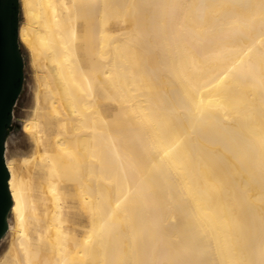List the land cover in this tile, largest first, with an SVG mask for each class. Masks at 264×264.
<instances>
[{
	"label": "bare ground",
	"instance_id": "obj_1",
	"mask_svg": "<svg viewBox=\"0 0 264 264\" xmlns=\"http://www.w3.org/2000/svg\"><path fill=\"white\" fill-rule=\"evenodd\" d=\"M20 5L30 148L7 153L0 264H264V0ZM37 187L52 200L43 228ZM68 187L86 233L69 227Z\"/></svg>",
	"mask_w": 264,
	"mask_h": 264
},
{
	"label": "water",
	"instance_id": "obj_2",
	"mask_svg": "<svg viewBox=\"0 0 264 264\" xmlns=\"http://www.w3.org/2000/svg\"><path fill=\"white\" fill-rule=\"evenodd\" d=\"M20 14V0H0V240L8 230L13 206L10 173L5 164L7 137L25 79V57L19 37Z\"/></svg>",
	"mask_w": 264,
	"mask_h": 264
},
{
	"label": "rangeland",
	"instance_id": "obj_3",
	"mask_svg": "<svg viewBox=\"0 0 264 264\" xmlns=\"http://www.w3.org/2000/svg\"><path fill=\"white\" fill-rule=\"evenodd\" d=\"M101 18V16H98ZM105 17H108L107 28L111 30H119L126 26L131 27L130 23L123 24L122 16H117L116 14H107ZM24 20L22 16V11L20 14V22ZM117 42H115L116 44ZM113 44L108 47L110 49V56L107 60H110L114 56ZM21 46L23 49L24 57H25V79L24 86L21 92V95L17 101L16 106L14 107V118L13 124L10 128L9 135L7 137L8 151L7 153L10 155L12 153L17 154L18 156L22 155L24 152L29 150L28 140H26L24 131L22 130L23 120L32 105V95L34 88V72L30 63L31 54L29 49L21 42ZM40 68V73L44 75L49 72V69L45 67ZM98 103L105 110L106 114L111 115L114 109L117 108V104L114 100H107L102 97H98ZM43 130H48L45 124L41 125ZM54 128V127H53ZM55 129V128H54ZM66 192L68 193L65 198L64 212L67 220L70 221V228L73 230H77L80 233L88 232V227L90 225V216L88 205L81 200L79 191L77 187H68L66 188ZM34 197L38 199L41 204L37 209V214L39 215L40 220L42 221V228L45 227V219L44 217L47 215V211L51 206L52 200L50 199L49 194L41 187H37ZM12 219V215L10 212L9 221ZM8 232L5 236L0 240V256L4 254V250L6 248L7 240H8Z\"/></svg>",
	"mask_w": 264,
	"mask_h": 264
},
{
	"label": "clouds",
	"instance_id": "obj_4",
	"mask_svg": "<svg viewBox=\"0 0 264 264\" xmlns=\"http://www.w3.org/2000/svg\"><path fill=\"white\" fill-rule=\"evenodd\" d=\"M5 156H6V159H5L6 166H10L12 163H14V160L7 159V152L5 153Z\"/></svg>",
	"mask_w": 264,
	"mask_h": 264
}]
</instances>
